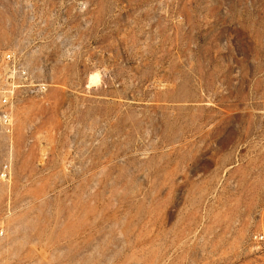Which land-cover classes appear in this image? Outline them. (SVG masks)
Returning <instances> with one entry per match:
<instances>
[{
  "label": "rangeland",
  "instance_id": "rangeland-1",
  "mask_svg": "<svg viewBox=\"0 0 264 264\" xmlns=\"http://www.w3.org/2000/svg\"><path fill=\"white\" fill-rule=\"evenodd\" d=\"M8 52L0 264H264V0H0Z\"/></svg>",
  "mask_w": 264,
  "mask_h": 264
},
{
  "label": "built area",
  "instance_id": "built-area-1",
  "mask_svg": "<svg viewBox=\"0 0 264 264\" xmlns=\"http://www.w3.org/2000/svg\"><path fill=\"white\" fill-rule=\"evenodd\" d=\"M3 72L0 74V123L7 131L12 126L11 105L19 90L30 96L40 94L45 85L35 81L14 53L2 56Z\"/></svg>",
  "mask_w": 264,
  "mask_h": 264
},
{
  "label": "bare ground",
  "instance_id": "bare-ground-1",
  "mask_svg": "<svg viewBox=\"0 0 264 264\" xmlns=\"http://www.w3.org/2000/svg\"><path fill=\"white\" fill-rule=\"evenodd\" d=\"M90 79L92 80L91 82L97 81V77L96 76H92Z\"/></svg>",
  "mask_w": 264,
  "mask_h": 264
}]
</instances>
